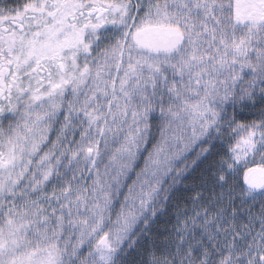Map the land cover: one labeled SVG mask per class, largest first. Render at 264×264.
<instances>
[{
    "label": "snow or ice",
    "instance_id": "1",
    "mask_svg": "<svg viewBox=\"0 0 264 264\" xmlns=\"http://www.w3.org/2000/svg\"><path fill=\"white\" fill-rule=\"evenodd\" d=\"M0 264H264V0H0Z\"/></svg>",
    "mask_w": 264,
    "mask_h": 264
}]
</instances>
